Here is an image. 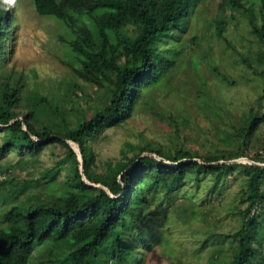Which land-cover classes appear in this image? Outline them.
<instances>
[{
  "label": "trees",
  "instance_id": "trees-1",
  "mask_svg": "<svg viewBox=\"0 0 264 264\" xmlns=\"http://www.w3.org/2000/svg\"><path fill=\"white\" fill-rule=\"evenodd\" d=\"M15 2L0 0V70L15 28L11 10ZM198 2L32 0L39 15L52 16L68 28L69 34L60 40L72 70L84 81L107 85L110 96L105 106H93L89 114L76 111L75 119L68 117L75 108L46 105L40 103L42 97L31 98L29 109L22 111L19 85L0 71V203L8 204L0 215V264H144L131 245L135 237L143 236L153 202L173 205L200 176L219 179L236 167L245 178L237 213L240 225L226 264H264V165L256 163L264 162V147L247 151L256 127L264 121V108L250 107L238 128L222 132L223 144L230 145L223 149L199 153L182 142L167 148L142 147L95 170L90 144L105 128L124 123L143 108L157 113L156 91L167 86L173 66V58L159 44L178 38ZM247 2L251 0H226L230 11L241 13ZM260 3L261 18L250 20L249 26L262 42L255 64L263 77V95L264 1ZM218 35L222 36L221 29ZM203 103L209 105V100L204 98ZM70 142L79 148L82 168ZM57 147L65 150L57 167L37 178L15 173L45 149ZM238 157L254 163H227ZM254 229L258 234L252 235ZM62 240L71 246H56Z\"/></svg>",
  "mask_w": 264,
  "mask_h": 264
},
{
  "label": "rangeland",
  "instance_id": "rangeland-1",
  "mask_svg": "<svg viewBox=\"0 0 264 264\" xmlns=\"http://www.w3.org/2000/svg\"><path fill=\"white\" fill-rule=\"evenodd\" d=\"M227 7L226 0H199L178 38L168 37L159 44L163 53L173 58V66L167 75V86L156 91L157 113L143 108L124 123L105 128L90 144L95 153V170L101 171L108 161L133 155L142 147L167 148L182 142L199 153L223 149L230 145L223 144L222 132L238 128L250 107L262 111L263 77L255 64L262 42L249 26L250 20L261 18L260 0L247 2L242 13ZM11 10L15 28L0 71L7 72V78L19 85V109L26 111L31 98L42 97L40 103L57 104L66 111L75 108L68 112V117L75 119L76 111L89 114L93 106H105L110 96L108 86L84 81L70 67L67 48L60 40L69 34L68 28L52 16L39 15L32 0H16ZM220 29L222 36L218 35ZM204 98L209 105L203 103ZM70 145L82 168L78 146L73 142ZM263 147L264 121L256 127L247 151L254 153ZM64 154L59 147L45 149L30 159L24 170L15 173L37 178L46 169L57 167ZM232 162L254 163L246 157L227 161ZM256 163L264 165L263 161ZM200 177L197 184L183 192L190 200L179 195L173 205L154 201L148 209L143 236L135 237L131 245L134 255L143 258L144 264L228 262L233 253L234 231L240 225L237 213L242 206L239 196L245 177L240 167L219 179ZM6 207V202L0 203V215ZM183 207H187L186 213L178 210ZM258 230L254 229L252 235ZM56 246L71 245L62 240Z\"/></svg>",
  "mask_w": 264,
  "mask_h": 264
},
{
  "label": "water",
  "instance_id": "water-1",
  "mask_svg": "<svg viewBox=\"0 0 264 264\" xmlns=\"http://www.w3.org/2000/svg\"><path fill=\"white\" fill-rule=\"evenodd\" d=\"M81 155V154H80ZM81 160H82V157H81ZM91 185V184H90Z\"/></svg>",
  "mask_w": 264,
  "mask_h": 264
}]
</instances>
